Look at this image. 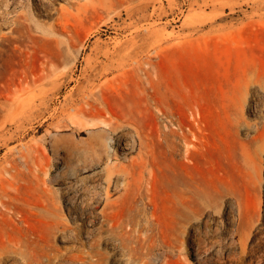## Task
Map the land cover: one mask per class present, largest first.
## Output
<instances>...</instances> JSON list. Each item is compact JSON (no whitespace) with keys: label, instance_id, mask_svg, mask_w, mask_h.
Masks as SVG:
<instances>
[{"label":"rangeland","instance_id":"374dc122","mask_svg":"<svg viewBox=\"0 0 264 264\" xmlns=\"http://www.w3.org/2000/svg\"><path fill=\"white\" fill-rule=\"evenodd\" d=\"M0 35V194L11 195L21 210L19 219L0 218V242L6 237L4 244L11 249L10 254L0 251V264H80L91 252L111 257L108 264H125L123 255L130 248L147 250L150 245L154 254L170 256L166 264H264V151L259 174L240 156L243 142L261 119L264 97L256 87L250 89L242 110L249 127L239 133L230 130L224 106L239 70L251 68L264 78V0H0ZM146 59L153 63L152 99L175 113L188 101L197 104L202 142L192 167H185L200 187L197 209L191 223L174 221L165 199L173 200L180 189L176 176L184 170L175 162L177 153L172 155L175 161L160 155L155 219L149 216L151 207L138 199L135 210L144 212L124 219L129 223L120 234L100 213L103 202L92 195L67 203L77 189L72 186L76 178L62 168L48 135L63 119L64 97L75 91L79 73L96 79L95 62H113L124 69ZM58 60L76 63L73 77L59 80L58 92L40 95L37 108L12 112L4 105L10 86L31 85ZM112 82L146 110L137 79L127 75ZM117 94L111 92V99L121 102ZM250 105L256 106V113L250 112ZM156 122L162 127L165 123L152 120L154 131ZM37 147L43 160L47 156L54 177L50 212L36 200L27 177ZM130 155L136 152L116 151L120 161ZM96 170H79L76 176L94 187L99 184L93 177ZM109 190L115 198L121 187Z\"/></svg>","mask_w":264,"mask_h":264},{"label":"bare ground","instance_id":"6f19581e","mask_svg":"<svg viewBox=\"0 0 264 264\" xmlns=\"http://www.w3.org/2000/svg\"><path fill=\"white\" fill-rule=\"evenodd\" d=\"M187 25L189 24L187 23ZM16 28L19 29L20 27L16 25ZM20 30H18V33ZM5 40H2V42ZM0 44L2 45V43ZM115 65L113 62H95L92 68L97 73L98 78L96 79L91 78L87 72L82 71L79 73L75 91L64 97L66 102L60 111L63 119L61 122L57 121L59 123L57 129L48 135L50 148L61 162L62 168L69 173V176L76 178L72 186L77 189L74 190V195L72 194L67 198V203L74 205L78 196L92 195L91 199H98L103 202L100 213L113 228L112 230L115 229L120 234H124L125 225L127 222L129 223L124 219L129 220L131 216H136L133 214L134 212H144V208L139 211H136L138 209L135 210V203L138 199L143 201L145 206L149 205L151 207L149 216L152 220L155 219L157 201L154 187L157 172L160 170L158 156L168 155L170 159L175 161L172 155L177 153L179 158L175 162L181 170H184V174L178 173L176 176L175 181L178 183L177 185H180V189L177 186L178 189L173 195V200L165 199V201L170 203L169 206L173 213V219L176 220L175 222L184 219L191 223L196 214V197L199 194L200 187L198 188L194 176L189 171L186 172L185 167H188V169L192 167L202 142L197 104L194 101H188L182 105L179 112L175 113L164 107L156 99H152L149 95V89H152L154 85L153 63L148 59L131 62L124 69L117 68ZM74 68H76V63L64 60L53 62L45 76L34 79L31 85L25 83L15 85L14 88L10 86L9 92L3 101L4 105L8 106L12 112H16L25 106L37 108L40 104V102L38 103L40 95L48 97L50 93L58 92L59 80L68 76L72 78ZM113 71L118 72L116 75L113 74L108 77L107 75L113 73ZM127 75L137 79L140 91L139 97L144 102L145 111L140 105L134 103L133 99L132 101L127 99L114 87L112 82L114 79ZM80 79H83L84 82H80ZM45 83H48L49 87H45ZM253 87H256L257 91L264 97V78L255 70L247 68L236 73V77L227 90L224 106L226 107L228 126L234 133H239L244 126L249 127L242 117V110L246 96ZM111 92L122 95V101L112 100ZM40 101L42 102V100ZM151 109L155 112L150 111L149 114L148 112ZM249 110L251 113H256V106L250 105ZM157 119H164L165 123L162 127L156 122L157 129L154 131L151 129L150 123L152 120L156 121ZM117 150H120L123 154L136 152V155H130L129 158L122 157L123 160L120 161L116 156ZM263 151L264 105L261 119L255 124L247 141L245 140L242 144L240 156H242L244 164L249 169L259 174L262 170L261 163L263 159L260 156ZM45 157L47 158V156ZM46 158L43 160L41 148L37 147L33 158V167L27 169V177L30 176L28 180L32 183L36 200L41 204L43 203L41 206L44 210L50 212L52 211L50 205L53 204L50 203L52 202L50 186L54 177H51V167L45 162ZM93 167L99 168L93 174V177L96 178L95 181L99 183L97 186L93 185L94 187L87 186L85 180L82 181L76 176L77 171L83 170L85 172ZM116 187H121V191L119 190L118 196L112 198L109 189ZM103 190H105V194L101 192ZM201 192L203 193V191ZM14 201L11 195H7V193L0 194V218L9 221L19 219L21 210L14 204ZM166 229L168 228L166 227ZM166 229L162 231L163 236L166 234ZM126 237L128 241V236ZM4 239L2 240L3 243L0 242V251L5 252L7 250L10 254L9 250L11 251V249H8L7 244H4ZM135 244H138V241ZM126 245L128 246V242ZM150 246L147 250H142V246L140 249L137 247L129 249L128 247V252L123 255V261L125 264H157V261L166 264L170 256L167 253L154 254ZM110 258L101 252H91L87 255V261L80 264H108V261L112 260Z\"/></svg>","mask_w":264,"mask_h":264}]
</instances>
